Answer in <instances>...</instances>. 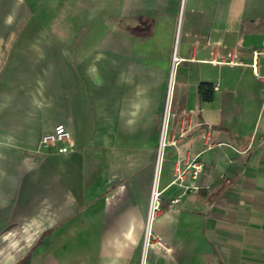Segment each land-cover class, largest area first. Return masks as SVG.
<instances>
[{
    "label": "crops",
    "instance_id": "1",
    "mask_svg": "<svg viewBox=\"0 0 264 264\" xmlns=\"http://www.w3.org/2000/svg\"><path fill=\"white\" fill-rule=\"evenodd\" d=\"M2 2L0 264H264L262 83L210 62L264 51V0L112 13L82 58L28 0ZM58 123L71 153L39 144Z\"/></svg>",
    "mask_w": 264,
    "mask_h": 264
},
{
    "label": "rangeland",
    "instance_id": "2",
    "mask_svg": "<svg viewBox=\"0 0 264 264\" xmlns=\"http://www.w3.org/2000/svg\"><path fill=\"white\" fill-rule=\"evenodd\" d=\"M30 9L23 3V8L18 6L19 14L33 13L39 16L40 20L34 21V28L45 27L54 30L53 34H57V30L66 31L69 37L76 42V49L81 51V58L84 57L85 49H88L95 42V36H100L107 24L111 23L112 13L115 16L117 12L127 13L130 17L135 18L141 12L161 13L159 20L165 22L169 14H175L176 6L179 12L182 0H28ZM184 4V2H183ZM11 6H7L4 2L0 5L2 15L10 11ZM29 10V11H28ZM167 14V15H166ZM183 15V12L181 16ZM127 18L126 21L119 22L136 28L139 22H133ZM149 18V17H148ZM114 22H116L114 20ZM144 23V22H142ZM146 23V35L150 31L151 20ZM19 27L25 25L24 21L18 22ZM136 35H143L144 32L135 31ZM57 41V37H51ZM68 40V39H67ZM25 263V261H23Z\"/></svg>",
    "mask_w": 264,
    "mask_h": 264
},
{
    "label": "built area",
    "instance_id": "3",
    "mask_svg": "<svg viewBox=\"0 0 264 264\" xmlns=\"http://www.w3.org/2000/svg\"><path fill=\"white\" fill-rule=\"evenodd\" d=\"M232 56V57H231ZM235 56L230 53L226 54V57L223 58L221 56L219 60L211 59V63H223V64H229V65H248L251 69V73L254 78L260 80L262 83V91H263V98H264V51H257L253 50L251 53V59L250 62L244 63L240 60H236L234 58ZM262 58L261 61H259V58ZM176 61V58H174ZM39 144L42 146H57V152L59 153H71L75 150V144L72 137V132L68 126H66L63 123L56 124L52 130L43 133L39 138ZM196 188V186H194ZM159 207V192L155 191V189H152L151 192V204L149 209V218H151L155 211ZM151 233L149 229H146L145 233V244H149L150 242ZM157 245L159 247H162V241L160 239H157L150 243V245Z\"/></svg>",
    "mask_w": 264,
    "mask_h": 264
},
{
    "label": "trees",
    "instance_id": "4",
    "mask_svg": "<svg viewBox=\"0 0 264 264\" xmlns=\"http://www.w3.org/2000/svg\"><path fill=\"white\" fill-rule=\"evenodd\" d=\"M197 93L200 100H210L212 98V90L207 83H199Z\"/></svg>",
    "mask_w": 264,
    "mask_h": 264
}]
</instances>
